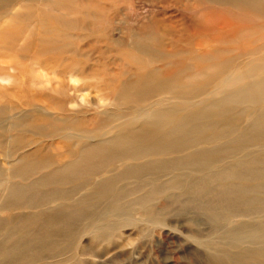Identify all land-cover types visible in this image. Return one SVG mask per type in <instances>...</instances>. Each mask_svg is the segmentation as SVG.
Here are the masks:
<instances>
[{"label": "bare ground", "instance_id": "1", "mask_svg": "<svg viewBox=\"0 0 264 264\" xmlns=\"http://www.w3.org/2000/svg\"><path fill=\"white\" fill-rule=\"evenodd\" d=\"M158 1L129 23L120 1L0 0V81L22 78L0 84V138L15 133L20 151L0 196L42 210L70 182L108 196L140 181L113 197L142 190L133 204L148 216L169 203L206 216L213 238L195 240L208 264H264V0Z\"/></svg>", "mask_w": 264, "mask_h": 264}, {"label": "rangeland", "instance_id": "2", "mask_svg": "<svg viewBox=\"0 0 264 264\" xmlns=\"http://www.w3.org/2000/svg\"><path fill=\"white\" fill-rule=\"evenodd\" d=\"M114 1H120V5L124 6L129 23L136 19L141 23L164 10L158 0ZM180 11L177 5H172L164 12L168 15ZM31 28L32 25H27L21 33L30 34ZM14 57L13 52H9L5 60H14ZM32 66L31 70L43 73L44 84L57 86L58 78L53 69L35 63ZM26 74L27 86L30 87L33 81ZM21 79L11 77L0 81V84L18 86ZM89 92L92 96L98 94L92 88ZM110 100L107 98L108 102ZM3 126L6 128L5 123ZM11 133L6 131L5 136L0 138L1 170L9 167L6 159L20 152L17 151L15 133ZM196 147V151H200L204 145ZM1 184L6 187L8 182ZM140 185V181L123 180L108 196H101L96 190V182H70L56 188L60 195L47 200L52 202L44 205L42 210L40 207H24L23 199L17 206L13 200H8L7 192L3 193L0 196V264H208L207 250L195 240L213 238V227L207 217L197 213L186 214L177 203H169L173 196L165 193L157 194L150 205L160 207L169 203L167 208H158L152 216L145 214L139 204H133L145 191L126 190L121 192V197H113L118 194V187L128 189ZM60 197L62 199L56 202V198ZM6 205H10V208H6ZM28 216H35L37 229L32 228L31 236L26 237ZM101 225L108 227V230L101 231ZM197 230L203 235L197 234Z\"/></svg>", "mask_w": 264, "mask_h": 264}]
</instances>
